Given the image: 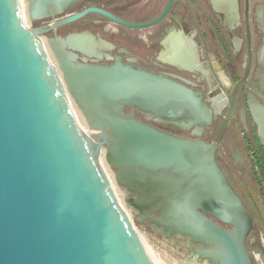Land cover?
I'll return each mask as SVG.
<instances>
[{"label":"water","instance_id":"water-1","mask_svg":"<svg viewBox=\"0 0 264 264\" xmlns=\"http://www.w3.org/2000/svg\"><path fill=\"white\" fill-rule=\"evenodd\" d=\"M26 1L30 21L74 0ZM91 10L110 15L88 7L67 19ZM41 30L25 23L22 0H0V264H169L142 243L101 151L125 205L165 237L186 239L193 262L254 264L246 245L252 212L215 160L245 79L213 142L184 137L134 110L199 132L212 116L199 92L119 59L91 63L70 51L56 69ZM251 110L264 146V105ZM253 250L264 263V243Z\"/></svg>","mask_w":264,"mask_h":264},{"label":"flooded vegetation","instance_id":"flooded-vegetation-1","mask_svg":"<svg viewBox=\"0 0 264 264\" xmlns=\"http://www.w3.org/2000/svg\"><path fill=\"white\" fill-rule=\"evenodd\" d=\"M167 2L74 0L61 10L51 7L37 13L29 26L42 29L38 36L56 67L59 57L68 51L75 53L77 60L91 63L110 64L119 59L199 92L212 110L211 120L198 125L199 132L194 126L186 128L148 119L144 113L134 110V115L141 120L184 137L213 142L231 107L235 86L244 78L246 82L236 90L232 115L219 139L215 160L247 205L236 187V181H243L244 177L254 187L260 186L258 193L264 197L260 166V161L264 163V146L257 135L251 110L253 103L264 105V0H172L165 11ZM26 4L29 1L24 0V8ZM88 7L110 15L91 10L67 19ZM239 138L244 140L249 157L244 155ZM171 241L189 252L191 262L193 251L186 239ZM257 242L252 228L246 245L254 264L253 248ZM194 263L203 261L196 258Z\"/></svg>","mask_w":264,"mask_h":264},{"label":"rangeland","instance_id":"rangeland-1","mask_svg":"<svg viewBox=\"0 0 264 264\" xmlns=\"http://www.w3.org/2000/svg\"><path fill=\"white\" fill-rule=\"evenodd\" d=\"M22 7L24 8V3L22 4ZM26 21L28 20L26 19ZM27 25H30V21ZM75 115L78 119H80L81 125H83L82 118L77 114ZM239 140V145L244 147V155L246 157H249V153L244 146V140L242 141L241 138H239ZM101 166L106 178L114 189L113 193L117 201L120 203L125 213L128 215L132 226L134 227L142 243L150 247L169 264H198L192 261L190 262L188 260V251H186L184 248L179 247L178 245L173 243L171 239L165 237L161 233L151 228L149 225V220L147 218L142 221L138 219V215L130 210V208H128L122 200V192L112 182V177L109 169L103 164H101ZM243 181H236V187L246 201L248 208L252 212L254 218L253 234L256 236L258 242L264 243V197L263 195L260 196V194L262 193H258V190H261V187H254L253 183L249 181L248 177H244ZM255 264H263L258 256L255 259Z\"/></svg>","mask_w":264,"mask_h":264},{"label":"bare ground","instance_id":"bare-ground-1","mask_svg":"<svg viewBox=\"0 0 264 264\" xmlns=\"http://www.w3.org/2000/svg\"><path fill=\"white\" fill-rule=\"evenodd\" d=\"M23 3H24V0H22V4H23ZM23 9H24L25 17H26V19H28L27 16H26V9H25V8H23ZM52 64L56 67V65L54 64V62H53ZM56 69H57V67H56ZM70 104H71L72 109H73V111L75 112V114H77V115H79V116L81 117V115L79 114L78 110L76 109V107L74 106V104H73L71 101H70ZM81 118H82V117H81ZM76 119H77L79 125L82 127V129H83L84 131H86V133H89V134L92 133L90 130H88V129L86 128V125H85L84 121H83V125H81V121H80V119H78L77 117H76ZM82 120H83V119H82ZM99 159H100V163L103 164V165H105V166L109 169L108 165H107V164L105 163V161H104L103 151H101V152L99 153ZM112 182L114 183L113 176H112ZM114 185H115V183H114ZM122 203H123V202H122ZM255 256H256V257L258 256L259 259L261 260L259 254H258L257 252H255ZM191 261H192V260H191ZM261 261H262V260H261ZM192 262H193V261H192ZM262 263H263V262H262ZM263 264H264V263H263Z\"/></svg>","mask_w":264,"mask_h":264},{"label":"trees","instance_id":"trees-1","mask_svg":"<svg viewBox=\"0 0 264 264\" xmlns=\"http://www.w3.org/2000/svg\"><path fill=\"white\" fill-rule=\"evenodd\" d=\"M260 166H261V173H262V179H263V182H264V163H262V161H260Z\"/></svg>","mask_w":264,"mask_h":264}]
</instances>
